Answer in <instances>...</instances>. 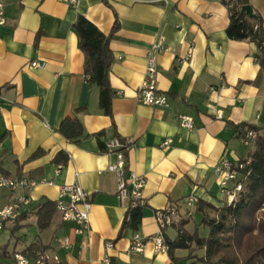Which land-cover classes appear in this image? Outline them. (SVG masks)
I'll use <instances>...</instances> for the list:
<instances>
[{
	"label": "crops",
	"instance_id": "1",
	"mask_svg": "<svg viewBox=\"0 0 264 264\" xmlns=\"http://www.w3.org/2000/svg\"><path fill=\"white\" fill-rule=\"evenodd\" d=\"M4 1L2 167L13 176L19 171L21 176L52 183L39 182L25 191L31 197L30 208L23 214L22 227L11 236L9 231L10 256L0 264H14L12 254L35 242L47 245L64 264H103L105 256L110 264H202L187 259L186 249H176L177 260H172L168 249H156L148 238L160 232L158 209L175 207L180 220L187 221L185 229L192 232L200 215L186 216L187 198L215 206L226 202L215 166L224 158L247 159L254 148L243 142L234 125L245 122L264 129V76L256 44L228 38L229 12L222 0ZM249 4L264 28V0ZM78 15L104 34L112 32L117 21L109 44L114 56L109 73L114 91L111 115L100 108L99 89L84 72V55L73 28ZM158 40L166 47L157 55V85L169 97L166 107L136 100L147 55ZM33 61L43 65L33 67ZM180 115L193 119L192 129L180 125ZM66 117L82 122L84 135L77 143L58 131ZM117 135L130 143L126 177L146 179L140 224L137 230L122 233L126 208L116 196L117 176L107 170L116 156L99 148V141ZM167 137L172 142L163 146ZM37 150L43 152L30 158ZM62 153L68 155L66 164L55 161ZM74 182L89 193L88 233L74 234L73 224L63 222L57 211L49 227L40 231L37 209L45 201L55 202L60 185ZM127 186L132 188L131 183ZM9 199V191L0 189V205ZM176 226L166 227L163 238L173 240ZM134 233L145 241L141 252L130 249ZM67 235L72 243L62 249L59 240ZM193 254L202 256L204 250Z\"/></svg>",
	"mask_w": 264,
	"mask_h": 264
},
{
	"label": "trees",
	"instance_id": "2",
	"mask_svg": "<svg viewBox=\"0 0 264 264\" xmlns=\"http://www.w3.org/2000/svg\"><path fill=\"white\" fill-rule=\"evenodd\" d=\"M229 12V24L226 35L233 40H249L258 48L256 60L259 62L264 76V28L262 18L257 13L249 16L241 11L249 0H222ZM73 28L78 36L79 48L84 55V72L90 83L99 89V106L106 115H111V103L114 91L110 86L109 73L114 61L110 49V38L117 28V21L109 34L101 32L92 22L82 15H78ZM79 111V109H78ZM240 130L238 136L244 138L246 131L256 132L253 141V150L249 153L250 163L242 170L244 175L243 189L239 191L231 203L224 202L215 206L198 199L194 212L200 215L198 223L194 224L193 231L185 229L187 221L177 223V235L173 240L164 237L168 252L172 260L176 249H186L187 259H193L202 264H264V129L253 124L241 122L234 125ZM58 131L70 142L77 143L84 135V129L79 117H66L59 125ZM98 133L97 136H100ZM121 141H124L120 136ZM99 148L105 152V143L99 141ZM43 151L37 150L30 157L40 155ZM126 152V151H125ZM67 154H60L55 160L66 164ZM0 154V174L6 177H21L18 171L14 176L3 167ZM144 206H138L129 211V219L124 217L120 233L127 228L137 230ZM56 212L53 201H45L37 209V227L40 231L49 227ZM25 215H21L13 222L10 236L21 227ZM206 229L200 234L199 229ZM8 243L0 246V259L10 256ZM49 247L35 242L28 245L21 253L34 256L37 251H45ZM204 250L202 256L194 255L196 250ZM44 264H64L63 262L46 261Z\"/></svg>",
	"mask_w": 264,
	"mask_h": 264
},
{
	"label": "built area",
	"instance_id": "3",
	"mask_svg": "<svg viewBox=\"0 0 264 264\" xmlns=\"http://www.w3.org/2000/svg\"><path fill=\"white\" fill-rule=\"evenodd\" d=\"M5 1L0 0V25L5 20ZM166 50L161 40L156 41L149 51L145 63L144 77L141 84L136 90V100L144 105L154 107H166L169 103L168 95L161 91L157 85L158 53ZM33 67L43 65L40 61H33ZM180 125L186 129H192L193 119L191 117L180 115ZM256 136L254 130L246 131L243 142L248 145L252 144ZM172 142L167 137L162 142L163 146H168ZM128 141H121L118 137H112L105 141V152L114 153L116 161L107 166V170L114 172L117 176V192L116 196L121 205L126 208V218L129 219V211L138 206H145L142 196V189L146 179L144 176L131 175L126 177V157L125 151L129 149ZM250 163V158L233 162L229 159H222L216 166L215 172L220 177L221 191L226 195V202L231 203L237 193L243 189L244 175L242 170ZM39 182L51 184V181L43 179H32L27 176L6 177L0 174V189L9 191L10 199L8 202L0 205V231L5 227L7 221L12 223L21 215L28 211L31 205V197L25 192L31 189ZM128 183L132 188L128 189ZM197 199L189 197L186 199L185 214L192 216L194 213ZM56 211L59 212L63 222H71L73 224L72 231L76 235L85 236L89 231V215L91 202L89 193L84 190L78 183H65L59 186L58 194L55 200ZM180 213L175 207L168 206L158 209L155 212V219L158 223L160 232L155 237H149L148 240L155 243L158 250H167L168 246L164 242L163 231L166 227L176 224L180 220ZM71 237L64 236L59 240V247L68 249L71 245ZM107 247H111L112 243L107 242ZM145 246V241L137 233H134L130 243V249L141 252ZM14 264H44L46 261L59 262L60 258L57 253L45 251H37L34 256H26L21 252L12 254ZM103 264H110L109 257L105 256L102 260Z\"/></svg>",
	"mask_w": 264,
	"mask_h": 264
},
{
	"label": "rangeland",
	"instance_id": "4",
	"mask_svg": "<svg viewBox=\"0 0 264 264\" xmlns=\"http://www.w3.org/2000/svg\"><path fill=\"white\" fill-rule=\"evenodd\" d=\"M183 215H184V214H183ZM11 224H12L11 221H7L5 227L0 231V245H2V244H4V243L7 242L8 234H9V231H10L9 226H10ZM193 227H194V226H193ZM170 232H171V234H172V233L174 232V230H173V231H170ZM170 232H169V234H170ZM199 232H200L201 235H202L203 233L205 234V228L200 227ZM171 234H170V235H171ZM196 251H197V250H196Z\"/></svg>",
	"mask_w": 264,
	"mask_h": 264
},
{
	"label": "water",
	"instance_id": "5",
	"mask_svg": "<svg viewBox=\"0 0 264 264\" xmlns=\"http://www.w3.org/2000/svg\"><path fill=\"white\" fill-rule=\"evenodd\" d=\"M241 11L246 12L249 16H253L254 15L253 8H252V6L250 4L243 5L241 7Z\"/></svg>",
	"mask_w": 264,
	"mask_h": 264
}]
</instances>
